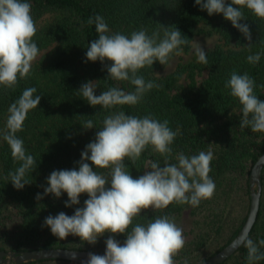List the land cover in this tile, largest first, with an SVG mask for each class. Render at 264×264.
Returning <instances> with one entry per match:
<instances>
[{
  "label": "trees",
  "instance_id": "trees-1",
  "mask_svg": "<svg viewBox=\"0 0 264 264\" xmlns=\"http://www.w3.org/2000/svg\"><path fill=\"white\" fill-rule=\"evenodd\" d=\"M37 32L33 37L39 54L46 50L25 79H18L14 88L0 86V251L21 252L40 248H72L105 254V241L112 236L105 233L96 244L83 242L69 235L63 240L51 233L44 222L48 216L64 212L71 216L76 208L84 206L87 194H81L80 203L66 207V193L57 198L45 194L47 179L55 170L79 168L81 153L95 140L104 118L114 112L144 117L151 115L179 134L173 144L170 162L176 163L175 155L186 156L200 151L213 152L210 177L216 188L214 196L201 201L198 207L189 204H171L166 209H147L134 219L146 224L158 216L168 215L180 223L185 246L174 258L176 264H199L224 248L240 231L250 207V175L258 157L264 153V133H253L250 128L241 129L242 106L225 87L230 74L248 73L255 81V94L264 100V20L255 17L244 8V20L250 30L251 39L234 28L223 14L208 15L195 0H28ZM231 0H226V4ZM101 15L110 33L126 36L144 29L148 35L159 31L163 37L164 27H175L183 38L189 40L181 45L183 51L191 48L192 40L201 25L218 34L225 45L218 44L206 53L208 63H198L197 57L180 63L170 73L158 76L156 72L166 65L158 61L152 67L139 70L145 81L161 85L145 93L142 100L132 105H117L109 109L91 106L78 90L89 81L95 82L96 95L111 87L132 92L135 86L128 81H117L109 77L110 61L92 62L86 58L91 41L98 39L95 24L87 23L89 17ZM232 45L231 47H227ZM261 53L256 64H249L247 56ZM175 54L173 53L172 56ZM186 80L183 85L182 79ZM35 87L40 95L37 108L28 112L23 130L16 133L24 142L27 154L36 164L26 174L29 181L22 189H16L9 178L21 164L14 161L3 134L9 106L22 92ZM91 119L93 129H84L85 121ZM164 158L149 146L141 158L132 164L126 159L127 170L138 178L150 170L149 164ZM91 166V162L89 161ZM94 168V166H93ZM108 175L110 169H94ZM110 186V185H109ZM41 197L37 199V196ZM131 231V228H129ZM254 242L264 239V170L262 172L261 207L257 221L248 236ZM120 244L126 235L113 236ZM264 252V247L260 248ZM16 264V263H10ZM22 264H82L66 259H45ZM222 264H249L247 249L242 245ZM264 264V260L255 262Z\"/></svg>",
  "mask_w": 264,
  "mask_h": 264
},
{
  "label": "clouds",
  "instance_id": "clouds-1",
  "mask_svg": "<svg viewBox=\"0 0 264 264\" xmlns=\"http://www.w3.org/2000/svg\"><path fill=\"white\" fill-rule=\"evenodd\" d=\"M195 4L206 10L209 16L223 14L249 40L248 25L240 23L244 20L242 9L246 8L264 20V0H231L227 4L226 0H195ZM31 8L28 0H0V86L14 88L18 79L27 78L39 55V48L33 40L37 28ZM87 23L95 24L98 33V39L91 41L87 48V60L110 61L107 68L109 77L135 86L132 92L111 87L96 95L95 82L83 84L78 90L83 99L91 106L99 105L105 109L117 105L134 106L145 93L161 87L153 81L146 82L143 76L138 75L139 70L152 67L157 61L166 65L173 53L182 55L181 45L189 43L175 27H164L162 38L159 31L148 35L144 29L132 32L129 37L119 32L109 34L110 29L99 14L89 17ZM195 51L197 62L207 64L205 51L201 47ZM246 59L249 64H256L261 53L249 55ZM225 87L242 106L241 129L250 128L253 133H264V100L254 92V79L248 73L233 71ZM36 92L35 87L25 89L8 109L7 131L3 139L9 145L14 161L21 162L14 172H9L16 189H22L29 183L26 174L36 164L34 157L26 153L23 140L16 135L23 130L28 112L40 103V95H33ZM102 125L95 140L81 153L78 170H54L45 189V194L57 198L66 193V207L78 205L81 194L86 193L88 199L71 216L61 212L46 217L45 226L60 240L73 235L92 245L105 233L113 234L105 241L104 255L89 253L82 264H176L174 258L183 250L185 237L174 219L163 215L146 224L133 225V221L150 208L162 210L173 203L198 207L201 201L211 199L216 188L209 175L213 152L200 151L190 157L181 152L175 155L176 163L170 162L173 154L171 145L179 129L173 131L167 119L161 122L151 115L141 118L126 115L123 111L114 112L104 118ZM82 128L93 129V121H85ZM149 146L164 158L163 166L159 161L150 162V170L133 178L125 160L136 164ZM94 169H110V172L106 176ZM40 198L38 194L37 199ZM117 234L126 235L123 244L113 238ZM238 243L246 247L249 264L264 260V252L260 251L264 247V239L257 243L243 233ZM72 258H76L75 253H72ZM183 264H188V260L185 259Z\"/></svg>",
  "mask_w": 264,
  "mask_h": 264
},
{
  "label": "water",
  "instance_id": "water-1",
  "mask_svg": "<svg viewBox=\"0 0 264 264\" xmlns=\"http://www.w3.org/2000/svg\"><path fill=\"white\" fill-rule=\"evenodd\" d=\"M264 170V153L261 154L255 162L250 175L251 200L247 218L238 234L220 251L211 257L203 260L199 264H222L231 257L243 244L238 243L239 237L243 233L250 235L261 207L262 197V172ZM72 253L76 254V258H72ZM104 255L90 250H80L72 248H40L25 250L21 252L0 251V264H22L29 261L45 260V259H66L71 261L84 262L88 259V254Z\"/></svg>",
  "mask_w": 264,
  "mask_h": 264
},
{
  "label": "rangeland",
  "instance_id": "rangeland-1",
  "mask_svg": "<svg viewBox=\"0 0 264 264\" xmlns=\"http://www.w3.org/2000/svg\"><path fill=\"white\" fill-rule=\"evenodd\" d=\"M218 44H223L225 45L224 41L222 38L216 34V33H211L209 31V28L205 25H201L199 31L196 33L192 40L191 48L187 51H183L182 55L179 56H172L171 59L169 60L168 64L166 67H164L161 70H158L156 74L158 76H164L170 72H172L180 63H185L196 56V51L195 49L197 47H201L205 52L208 50L214 48ZM232 45H229L227 47H231ZM51 48L46 49L42 51L38 57L36 58L35 61H39L45 54H47L50 51ZM181 83L184 85L186 83V80L183 78ZM177 226L180 225L179 222L176 221Z\"/></svg>",
  "mask_w": 264,
  "mask_h": 264
}]
</instances>
